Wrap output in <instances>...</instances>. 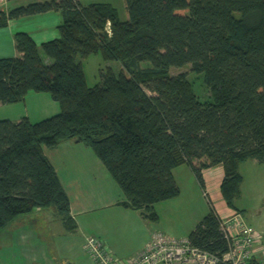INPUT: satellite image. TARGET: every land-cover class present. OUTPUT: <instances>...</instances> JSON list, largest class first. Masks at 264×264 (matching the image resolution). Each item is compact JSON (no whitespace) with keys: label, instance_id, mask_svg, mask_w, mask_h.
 Returning a JSON list of instances; mask_svg holds the SVG:
<instances>
[{"label":"trees","instance_id":"trees-1","mask_svg":"<svg viewBox=\"0 0 264 264\" xmlns=\"http://www.w3.org/2000/svg\"><path fill=\"white\" fill-rule=\"evenodd\" d=\"M121 20L110 3L50 0L0 11L10 19L61 13L59 36L38 45L14 36L20 57L0 58V103L48 93L60 106L37 122L0 120V230L36 208L53 207L77 229L69 197L44 152L74 140L91 148L121 189V205L156 221L155 206L176 198L173 170L187 165L204 188L203 170L222 165L227 206L240 212V165L264 163V0H124ZM48 58L45 61L41 50ZM100 53L121 63L87 85L81 62ZM150 66L142 67V62ZM204 74L202 101L185 74ZM148 90L150 94L146 91ZM209 212L189 233L191 244L222 257L229 250L221 218Z\"/></svg>","mask_w":264,"mask_h":264},{"label":"crops","instance_id":"crops-1","mask_svg":"<svg viewBox=\"0 0 264 264\" xmlns=\"http://www.w3.org/2000/svg\"><path fill=\"white\" fill-rule=\"evenodd\" d=\"M44 1L50 0H5L0 2V11L7 13L10 9ZM61 20V13L58 11L8 20L5 26L0 27V58L21 56L15 45L14 36L17 32L29 34L38 45L57 38ZM42 93L44 92H29L24 101L30 104L19 108L15 117L5 115L7 117L2 119L14 122L24 117L31 122L42 120L49 114V110L55 109V104L48 101ZM44 152L69 197L77 229L75 234L67 231L53 207L36 208L19 215L0 230V264H95L83 248L84 241L89 236H104L112 254L125 261L143 250L154 231H163L167 235L164 229H155L160 225L161 217L156 206L158 224L152 226L139 210L121 205L125 200L121 189L91 148L81 142L66 140L53 149L44 147ZM255 162L251 160L252 164ZM173 175L180 194L176 198L162 201H175L170 203V209L179 208L184 200L190 205L195 202L192 201L193 197H202L207 202L211 201L221 220L230 218L237 212L227 206L221 194L220 185L224 177L222 165L203 170L204 188L187 165L175 168ZM184 181L191 183L190 189L183 187ZM106 212L107 227L103 216L100 217L101 213ZM238 213L242 215L241 212ZM255 230L261 238L260 244L264 245L262 231ZM124 231L136 232L140 237V244L134 249L119 246L115 238ZM261 251V245H257L253 261L259 260Z\"/></svg>","mask_w":264,"mask_h":264},{"label":"rangeland","instance_id":"rangeland-1","mask_svg":"<svg viewBox=\"0 0 264 264\" xmlns=\"http://www.w3.org/2000/svg\"><path fill=\"white\" fill-rule=\"evenodd\" d=\"M80 2L83 5H88L91 3H110L116 8L118 16L121 20H126L128 17L124 0H80ZM41 54L45 61L48 62V58L44 55L42 50ZM77 60L82 64L87 85L90 87L100 83L102 71L111 68L116 74H118L121 69V63L119 61L104 60L100 53L91 54L83 59L77 58ZM141 66L148 67L150 66V63L145 61L141 63ZM170 74L172 76L185 74L191 82L196 95L202 101L210 99L211 94L209 88L204 82V74L192 71L189 65L180 68H171ZM146 91L150 94L148 90ZM42 94L46 96L48 101L53 102L52 104H55V109L49 110V114L45 116V118L58 113L60 111L59 104L54 101L48 93ZM26 104L29 105L30 103H25V101H22L18 104L0 105L2 106L0 107V119L7 117L5 115L15 117L17 115V110L19 108H23ZM239 170L243 176V182L241 185V195L235 201V204L240 209V212L242 213L246 223L248 225L250 224V226L252 225L254 229L262 231V237L264 239V163L255 162L252 164L251 160H247L240 165ZM190 185L191 183L187 184L185 181L183 182V187H188L190 189ZM192 201L195 202H192V204L189 205L187 200H184L179 208L173 209H170L172 207L169 206L170 203L175 201L163 203L159 202L156 204L157 212L161 217L159 223L160 225L155 229L162 228L167 232L169 237L175 239L188 237L189 233L195 228V226L209 212L210 209L209 203L202 197H193ZM101 216H103L104 224L107 227V212L101 213L100 217ZM157 221L158 220L153 222L152 220H149V223L154 226ZM192 226L194 227L191 228ZM72 233L75 234L74 232ZM118 236L119 237H116L115 240L119 246L122 245L124 248L132 247V249H134L138 244H140V237L136 234V232L133 233L131 231H124L119 233ZM100 239L105 241L104 236H102Z\"/></svg>","mask_w":264,"mask_h":264},{"label":"built area","instance_id":"built-area-1","mask_svg":"<svg viewBox=\"0 0 264 264\" xmlns=\"http://www.w3.org/2000/svg\"><path fill=\"white\" fill-rule=\"evenodd\" d=\"M221 230L229 243V250L222 257L192 245L188 237L175 239L161 231H154L143 250L125 261L116 258L105 241L96 236L86 237L83 248L95 264H264L259 233L240 213L221 220ZM257 245H261V256L253 261Z\"/></svg>","mask_w":264,"mask_h":264}]
</instances>
